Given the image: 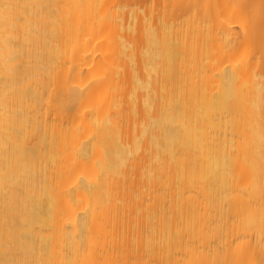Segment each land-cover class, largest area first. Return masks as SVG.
<instances>
[{
  "label": "bare ground",
  "instance_id": "bare-ground-1",
  "mask_svg": "<svg viewBox=\"0 0 264 264\" xmlns=\"http://www.w3.org/2000/svg\"><path fill=\"white\" fill-rule=\"evenodd\" d=\"M0 264H264V0H0Z\"/></svg>",
  "mask_w": 264,
  "mask_h": 264
}]
</instances>
